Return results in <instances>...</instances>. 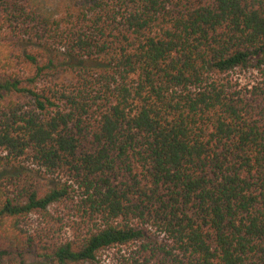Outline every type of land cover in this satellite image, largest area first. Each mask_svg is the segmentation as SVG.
Segmentation results:
<instances>
[{"label": "trees", "instance_id": "trees-1", "mask_svg": "<svg viewBox=\"0 0 264 264\" xmlns=\"http://www.w3.org/2000/svg\"><path fill=\"white\" fill-rule=\"evenodd\" d=\"M0 264H264V0H0Z\"/></svg>", "mask_w": 264, "mask_h": 264}, {"label": "rangeland", "instance_id": "rangeland-1", "mask_svg": "<svg viewBox=\"0 0 264 264\" xmlns=\"http://www.w3.org/2000/svg\"><path fill=\"white\" fill-rule=\"evenodd\" d=\"M47 7L55 8L59 0H42ZM240 73V71L238 72ZM243 77V76H242ZM51 215L44 217L40 214H33L27 220L31 231L42 236L44 241L56 243L71 236L79 226V212L69 201H61L51 208ZM114 250H106L104 258L109 261L116 259ZM111 259V262L113 260Z\"/></svg>", "mask_w": 264, "mask_h": 264}]
</instances>
